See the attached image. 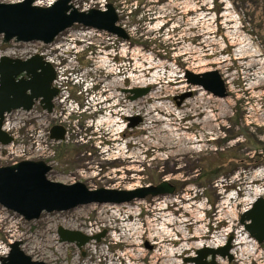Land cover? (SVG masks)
I'll return each mask as SVG.
<instances>
[{"label": "rangeland", "instance_id": "374dc122", "mask_svg": "<svg viewBox=\"0 0 264 264\" xmlns=\"http://www.w3.org/2000/svg\"><path fill=\"white\" fill-rule=\"evenodd\" d=\"M108 3L118 11V25L129 33V41L75 25L52 45H0V49L15 47L27 55L44 53L54 59L62 66V86L69 90L65 105L55 103L54 114L40 117L39 112L17 111L8 116L16 141L14 153L0 147V168L22 160H42L51 165L48 179L53 182H81L90 190H132L168 181L176 192L147 198L141 204L137 200L43 213L33 221L0 205V259L12 243L21 242L27 255L46 264H192L185 260L197 257L203 248L187 249L185 245L208 242L223 232L229 234L224 246L230 238L233 243L243 234L245 237L240 215L247 207L246 195L254 189L264 193V86H252L264 75L259 67L247 69V61L239 59L243 46L232 36L238 33L240 42L247 40L251 47H257L262 55L257 62L264 63V0H77L75 5L80 10L105 9ZM68 43L79 48L76 61L69 60L72 51L66 53ZM103 57L111 62L114 58L120 68L108 63L100 67ZM70 69L78 74L69 76ZM187 71L218 72L227 97L218 98L188 84ZM131 80H143L151 86H132ZM85 81L95 86L91 93L83 89ZM148 87L152 95L135 101L124 92ZM187 94L190 96L182 101L180 97ZM199 97L204 98V105L195 104ZM69 100L84 109L69 111ZM154 105L173 107L175 116L159 112L152 116L176 125V138L167 139L158 133L166 129L162 123L146 129L150 122L146 110ZM107 113L121 117L126 129L122 138L117 139L108 127L100 125L98 120ZM130 118L141 121L130 128ZM56 124L68 130L62 142L50 139ZM179 138L182 150L177 153L171 146ZM186 138L192 142L185 143ZM130 208L134 216L127 213ZM160 208L174 220L184 221L172 229L181 227L190 240L173 236L160 243L148 238L147 223L161 215ZM116 211L118 219L142 228L141 236H136L139 245H133L128 236L118 237L122 231L116 226L121 222L112 217ZM227 214L229 219H225ZM106 221L113 222L112 227H106ZM60 227L84 235L90 230H95L93 236L106 233L100 242L94 240L79 249L76 243L60 241ZM168 246L176 250V256L162 254ZM223 260L229 264H264V243L244 262L234 257Z\"/></svg>", "mask_w": 264, "mask_h": 264}, {"label": "water", "instance_id": "95a60500", "mask_svg": "<svg viewBox=\"0 0 264 264\" xmlns=\"http://www.w3.org/2000/svg\"><path fill=\"white\" fill-rule=\"evenodd\" d=\"M76 0H56L52 6L35 5V0L17 3H4L0 0V36L3 42L53 44L57 37L75 25L107 32L122 40H129L127 31L118 25L119 14L112 3L104 10H79ZM56 79L54 67L41 55L28 60L4 57L0 61V144L8 146L13 138L3 131L5 115L15 111L30 112L39 101L44 111L53 112L54 100L59 91L53 87ZM188 84L212 93L218 98L227 97L225 83L219 73L195 74L187 71ZM130 100L147 96L151 88L127 89ZM190 96L180 97L183 101ZM130 128L138 126L141 120L129 119ZM63 126L51 129V139L59 142L66 137ZM52 167L43 161H22L18 164L0 168V205L23 217L26 221L38 220L43 213H61L85 205H124L147 198L174 195L176 187L168 181L158 185H148L132 190L97 189L90 190L85 184L77 182L66 185L48 179ZM240 223L247 233L259 244L264 243V197H258L252 207L240 217ZM104 232L97 236L84 235L79 231L58 229L60 241L76 243L81 249L91 241L100 242ZM231 241L219 249L206 247L197 252V257L186 259L192 264H216L217 258L232 261ZM1 264H46L34 260L21 249V242L10 245L9 253L0 259Z\"/></svg>", "mask_w": 264, "mask_h": 264}, {"label": "bare ground", "instance_id": "6f19581e", "mask_svg": "<svg viewBox=\"0 0 264 264\" xmlns=\"http://www.w3.org/2000/svg\"><path fill=\"white\" fill-rule=\"evenodd\" d=\"M225 17L231 18V16H229V15H226ZM232 22H234V21H232ZM231 30L235 31L234 27H232ZM232 36L239 38L237 41L239 42L240 46H243L242 50L239 54L240 55L239 59L247 61V63H246L247 69L250 70L252 68L259 67V71L261 72V74L264 75V63L263 62H257V60L259 58H261V56H262V55L258 54L259 51H258L257 47H255V46L251 47L252 46L251 42H247V40L240 42V38H242V37L238 36V33L234 34V32H233ZM100 63H101L100 67H102V68L105 67L106 63H107V59L105 57H103L102 60L100 61ZM219 64L221 65L222 63H219ZM131 81H132V86H134L135 84H139V85H143V86H151L150 83H146L143 80H139L136 82L133 80H131ZM226 83L228 85H230L231 81L227 80ZM256 85H258L259 87L264 86V78L258 80L252 86H256ZM110 86L111 85H109L108 87H110ZM150 95H152V93H150ZM152 97L154 100L157 99L156 94H154ZM205 103L206 102L204 101V98L199 97V98H197L195 104L204 105ZM172 108L173 107H171L169 105H162V106L154 105L152 107H149L146 110V116L150 117L149 118L150 122L148 123V127L146 129H153L152 124H154V123H156V124L162 123V124L167 125L166 129L164 127V128H162V130H159L158 133L159 134L164 133V135L167 136V137H165L167 139H168V137L170 139H172V137L176 138V134L179 131L178 129H176L174 127L176 125H174L171 122H168L167 120H161V118L158 119V117L152 116L154 112H159V114L164 115V116H168V117L175 116V113H173ZM126 112H129V110ZM174 120H176V119H174ZM99 123L102 126L108 127L109 128L108 130H110V133L114 137L115 136L117 137L118 132L123 128V124H121L119 121H117V119H114L113 117H110V116H105L104 118H102V120ZM10 128H11V126H10ZM11 130H13V128H11ZM117 139H115V140H117ZM176 140H174V141H176ZM182 142H183L182 138H179V140H177L176 143L172 144L171 148L174 150V152L180 153L179 151L182 150V145H181ZM191 142H192V140H190V139L188 140L186 138L185 143H191ZM197 142L200 143L201 141H197ZM188 149H190V148H186V151H189ZM261 195H264V193L261 192L260 189H254V190L249 191V193H247L246 198H245V202H246L247 207H249L251 204H253V202L255 201V198H257L258 196H261ZM141 202H143V201H140L138 203L141 204ZM159 211H160L161 215L160 216L155 215V217L153 219L149 220L147 223V225L149 226L148 238L151 241L158 239V240H160V243H163L166 241L165 238L168 239V238L173 237V236H181L182 240H184V241L191 239V238H189V239L186 238V234L183 232L181 227L177 226V228L172 229L173 226L177 225V222L179 224H183L184 221L179 222V221L174 220L170 215H167L163 212V208H160ZM118 213H119V211H116L112 215V217L115 219V222H118V221L121 222V223H118L116 225L117 228L119 227L120 231H122V234L118 235V237L119 236H123V237L128 236V237H130V239H133L132 240L133 245H135V246L139 245L138 242L136 241V238H137L136 236H138V237L141 236V234H142L141 229L142 228L138 224H127L126 223L127 219H118L117 218V216L119 215ZM127 213L130 216H134V212H133L132 208L128 209ZM229 218H230L229 214H227V217L225 219H229ZM233 220H234V217H233ZM106 223H107L106 227H112L113 222L109 223V221H106ZM94 232H95V230L94 231L90 230V231H87V234L92 235ZM198 232H200V231H198ZM198 232H196V236H200V234H198ZM228 235L229 234H227V232H223L221 234H216L208 242H204V243L200 242L198 244L193 243V244L189 245V247H188V245H185V247L187 249H190V248L201 249V248H206V247L219 249V248L223 247L224 244L227 242ZM116 236H115V238H116ZM258 247H259V245L256 243V241L254 239H252L250 236H248L247 233H245V237L243 234L242 236L237 238L235 241H233V243L231 241V248L232 249L230 250V254L232 255V257L237 258L239 262H244L246 259L254 256ZM168 248L169 249L163 251L162 254L171 253L172 256H176L175 255V254H177L176 250H174L172 246H168ZM6 253L7 252H4L3 255H5ZM101 253L104 257L109 258V256L106 253H103V252H101ZM162 254H160L158 256H162ZM220 263L221 264H229V263L225 262V260H223V259L220 260Z\"/></svg>", "mask_w": 264, "mask_h": 264}, {"label": "built area", "instance_id": "2783aa9c", "mask_svg": "<svg viewBox=\"0 0 264 264\" xmlns=\"http://www.w3.org/2000/svg\"><path fill=\"white\" fill-rule=\"evenodd\" d=\"M14 1H21V0H12V2H14ZM56 0H45L44 2L43 1H36V4L37 5H39V6H44V7H49V6H51L54 2H55ZM76 6V5H75ZM77 7V6H76ZM78 8V7H77ZM91 9V8H90ZM99 9V8H98ZM84 11H86L85 9H83ZM87 10H89V9H87ZM87 31H88V29H87ZM90 31H95V32H97V33H100L99 35H101L102 33L101 32H99V31H96V30H90ZM1 39V46H5V44H3V41H2V38H0ZM118 39V38H117ZM12 44H14V45H18V44H15V43H12ZM65 49L67 50V52L66 53H68V52H70V49H71V51H72V54L70 55V57H69V60H70V62H72V61H76L77 60V56H78V49H77V46L75 45V43L74 44H71V43H68V45L65 47ZM17 53H21L20 55H18ZM34 55V54H33ZM41 55L48 61V62H50L53 66H54V68H55V71H56V80H55V82H54V86L55 87H57L58 88V90H59V96H58V98L56 99V102L57 101H60L62 104H64L65 105V103H66V101H67V99L69 98V90H68V87H66V88H64L63 86H62V79H63V76H62V74L64 75V73H63V70L61 69V64L60 63H56L55 61H54V59H52V58H50V57H48L46 54H44V53H41ZM32 56V54H25V52L23 51H21V50H18L17 48H15V47H6V48H1L0 49V60L3 58V57H11V58H20V59H28V58H30ZM107 60H108V58H107ZM107 63H108V66H111V64L114 66V67H116V68H120V64H119V67H118V63H117V61L116 60H114V58L112 59V62L111 61H107ZM107 63H106V65H107ZM78 73L77 72H75L74 70H72V69H70V72L68 73V75L70 76L71 75V77H72V75H77ZM85 83V86H84V90H85V92H87V91H90V93L92 92V90H94V85H92V84H90L89 82H87V81H85L84 82ZM101 91V90H100ZM98 94L100 93L99 91L97 92ZM70 101V100H69ZM76 103L72 100V101H70L69 103H68V107H69V111H73V112H75V111H82L83 109H84V107L82 108L81 106H80V103L78 104H76V108L74 107V105H75ZM86 109H88V108H86ZM8 118V117H7ZM117 121H119L121 124H123V121H122V119L119 117V118H117ZM62 125V124H61ZM3 129L6 131V132H8L9 134H11L12 136H13V138H14V142L12 143V144H10L9 146H7V147H2L1 145H0V147H2V148H5V149H9L10 150V153H14V151H13V147H14V143H15V141H16V137H15V135L11 132L12 130H11V128L9 127V125H8V122H7V119H6V121H5V124H4V127H3ZM67 137H68V130H67V136H66V139H67ZM53 141V140H52ZM252 205V204H251ZM250 205V206H251ZM250 206L249 207H245V209L243 210V212L245 211V210H247L248 208H250ZM130 224H132V223H130ZM134 224V223H133Z\"/></svg>", "mask_w": 264, "mask_h": 264}, {"label": "flooded vegetation", "instance_id": "af4514ba", "mask_svg": "<svg viewBox=\"0 0 264 264\" xmlns=\"http://www.w3.org/2000/svg\"><path fill=\"white\" fill-rule=\"evenodd\" d=\"M21 112H25V111H21ZM34 112H35V113H38V112H39V114H37V115L40 116V117H41L42 115H44V114L47 115L46 111L43 110L42 105L40 104L39 101L35 102V104H34L32 110H31L30 112H26V113H30V114H32V113H34Z\"/></svg>", "mask_w": 264, "mask_h": 264}]
</instances>
